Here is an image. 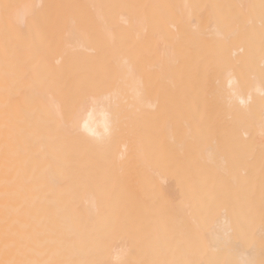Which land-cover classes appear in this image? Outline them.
<instances>
[{
    "label": "bare ground",
    "instance_id": "bare-ground-1",
    "mask_svg": "<svg viewBox=\"0 0 264 264\" xmlns=\"http://www.w3.org/2000/svg\"><path fill=\"white\" fill-rule=\"evenodd\" d=\"M0 264H264V0H0Z\"/></svg>",
    "mask_w": 264,
    "mask_h": 264
}]
</instances>
